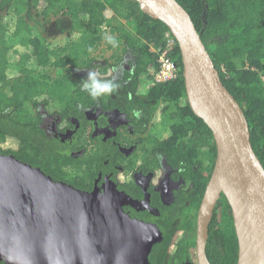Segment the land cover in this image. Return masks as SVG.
<instances>
[{"label": "trees", "instance_id": "trees-1", "mask_svg": "<svg viewBox=\"0 0 264 264\" xmlns=\"http://www.w3.org/2000/svg\"><path fill=\"white\" fill-rule=\"evenodd\" d=\"M175 1L190 16L220 81L242 109L252 149L264 168V0ZM52 18L68 38L62 46L51 47L37 35L36 27ZM167 32L132 0H0V155L39 168L53 181L63 180L62 166L69 162L53 152L35 109L53 100L81 102L70 92L83 89V82L111 81L123 53L131 58L134 71L127 89L142 122L165 126L164 153L172 164L182 154L185 178L193 183L188 206L174 208L173 228L161 226L162 241L152 247L148 261L196 264V214L216 150L211 132L187 102L177 46L170 55L178 68L176 80H153L155 51L163 48ZM102 47L113 51L116 64L103 59ZM206 256L210 264L237 263L224 197L209 225Z\"/></svg>", "mask_w": 264, "mask_h": 264}, {"label": "water", "instance_id": "water-1", "mask_svg": "<svg viewBox=\"0 0 264 264\" xmlns=\"http://www.w3.org/2000/svg\"><path fill=\"white\" fill-rule=\"evenodd\" d=\"M176 41L189 107L211 132L216 156L196 214V264L206 256L209 225L224 197L237 241L236 264H264V168L242 109L220 81L200 34L175 0H132ZM127 196L54 183L39 169L0 155V262L4 264H150L162 240L131 219Z\"/></svg>", "mask_w": 264, "mask_h": 264}, {"label": "flooded vegetation", "instance_id": "flooded-vegetation-1", "mask_svg": "<svg viewBox=\"0 0 264 264\" xmlns=\"http://www.w3.org/2000/svg\"><path fill=\"white\" fill-rule=\"evenodd\" d=\"M102 54L111 59L113 51ZM119 58L111 81L83 82V89L70 92L81 102L53 100L36 107L53 152L69 162L62 166L67 175L63 180L44 175L87 193L113 187L132 202L123 206L125 214L161 233V226L173 228L174 208L188 206L193 183L185 178L182 154L172 164L164 153L165 126L142 122L127 89L134 71L131 58L123 53Z\"/></svg>", "mask_w": 264, "mask_h": 264}, {"label": "built area", "instance_id": "built-area-1", "mask_svg": "<svg viewBox=\"0 0 264 264\" xmlns=\"http://www.w3.org/2000/svg\"><path fill=\"white\" fill-rule=\"evenodd\" d=\"M176 47V42L172 35L167 32L164 35L163 48L157 49V70L154 74L153 80L157 84H165L176 80L178 76V68L176 64L170 58V55ZM103 51H107L106 47H102ZM101 52V51H100Z\"/></svg>", "mask_w": 264, "mask_h": 264}, {"label": "rangeland", "instance_id": "rangeland-1", "mask_svg": "<svg viewBox=\"0 0 264 264\" xmlns=\"http://www.w3.org/2000/svg\"><path fill=\"white\" fill-rule=\"evenodd\" d=\"M107 16H110L109 13H106ZM58 19L52 18L50 22L45 24L44 26L38 25L36 27L37 35L40 36L41 38H44L45 41L51 46V47H56V46H62L64 45L68 38L66 34L63 32L62 28H59L58 26ZM33 25V23L31 22ZM110 52L107 53V55ZM219 218V216H218Z\"/></svg>", "mask_w": 264, "mask_h": 264}, {"label": "clouds", "instance_id": "clouds-1", "mask_svg": "<svg viewBox=\"0 0 264 264\" xmlns=\"http://www.w3.org/2000/svg\"><path fill=\"white\" fill-rule=\"evenodd\" d=\"M108 13V12H107ZM176 42V41H175ZM176 46H177V44H176Z\"/></svg>", "mask_w": 264, "mask_h": 264}]
</instances>
